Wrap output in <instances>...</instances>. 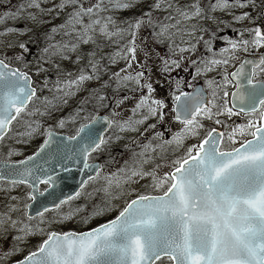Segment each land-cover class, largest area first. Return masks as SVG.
I'll list each match as a JSON object with an SVG mask.
<instances>
[{"label": "snow or ice", "instance_id": "snow-or-ice-1", "mask_svg": "<svg viewBox=\"0 0 264 264\" xmlns=\"http://www.w3.org/2000/svg\"><path fill=\"white\" fill-rule=\"evenodd\" d=\"M142 3L0 0V145L12 141L0 160V193L7 197L0 264H264V0H147L139 15H119ZM217 12L252 25L233 29L239 37H225L219 53L211 41L231 23ZM201 43L212 58H192ZM65 61L79 66L75 76ZM185 61L197 75L215 71L220 79H206V91L174 78ZM81 90L88 95L76 109L57 115ZM89 103L91 111L81 106ZM110 104L111 114L100 116L97 110ZM69 126L74 134L54 138L53 128ZM116 133L143 140L124 145L128 156L114 171L90 163L121 140ZM36 137L42 142L30 155L12 159L21 154L13 144ZM81 163L93 175L71 194H57L56 169L70 172ZM146 178L143 187L159 194L133 187ZM21 186L23 193L13 195ZM38 193H47L46 203ZM97 195L80 216L82 229L63 230L84 207L74 202Z\"/></svg>", "mask_w": 264, "mask_h": 264}, {"label": "rangeland", "instance_id": "rangeland-1", "mask_svg": "<svg viewBox=\"0 0 264 264\" xmlns=\"http://www.w3.org/2000/svg\"><path fill=\"white\" fill-rule=\"evenodd\" d=\"M12 4L15 5L17 3L20 2V0H11ZM203 3H208L209 0H202ZM212 2H214V0H212ZM146 3L147 0H144V3H142L139 7L137 8H133L131 10H122L119 15L127 18V17H131L133 15H139L141 9L143 10H147L146 8ZM47 6V5H45ZM217 16H219L221 19H223L226 22L231 23V27L227 26V24H221L219 26V29L216 30V36L215 38L211 41V46L212 48H214V46L216 45L215 42L216 40H221L224 42L225 41V37L229 38V39H236L239 37V32L238 31H234L233 29H240L242 27L245 26H252L250 24L249 21L245 20L243 22H236L233 21L231 19V16L226 14V13H221V12H217L215 13ZM237 14H239V12H237ZM45 20L48 19V17H44ZM57 21H53V23H56ZM259 21H257L258 23ZM23 23L22 21H7V24L9 26H15V27H23ZM4 27V25H0V30H2ZM43 27H48L47 24H45ZM211 27L215 28V25L212 24ZM43 29H38L37 32L39 33L40 31H42ZM226 32H230L231 35L227 36ZM143 34H146V31ZM236 34V35H235ZM29 35H31V33H29ZM222 36V37H220ZM10 39L12 37H9ZM28 37L27 36H21L19 37V39L22 40H26ZM2 39V38H0ZM56 39H59V36L56 37ZM41 46H43V37L41 36ZM226 43V41H225ZM30 47L32 48L33 52L37 51V48L35 45H30ZM198 50L195 54H192V58L195 59L196 57H204V58H212V53L208 52L205 50L203 43H201L200 45L197 46ZM110 49H106V51H108ZM161 51H164L166 49H160ZM261 51H264V49H260ZM217 53H219V50L216 51ZM188 54H186L187 56ZM243 52L240 53V58H242ZM31 59V57H29ZM219 58V57H216ZM121 62V65L122 66ZM235 63H238L235 62ZM82 66V65H80ZM62 67L64 69H66L68 72H71L73 74V76H75V74L78 71V65L70 62V61H65L62 65ZM115 67V66H114ZM187 68V71L184 70V68ZM234 69V67L229 68L230 71H232ZM155 71V70H154ZM173 77L176 79L179 78H183L185 81H187L189 84H192L193 86L199 83L202 84V86L204 87V89L207 91V85L205 84L206 79H212L215 78L217 81L220 79L219 75H217V72L213 71V72H208V73H201L200 75L196 74V70L195 67L192 66L190 63H187V61L184 62V64L182 65V67L180 69H177L175 72L172 73ZM48 77L50 80H55L56 78V72L55 69L50 70V72L48 73ZM158 78V76H157ZM42 82V81H41ZM95 86V82H90L89 87H94ZM232 87V86H230ZM193 88L191 87H185L184 90L185 91H190ZM45 92L47 93V90H45ZM166 92V90H165ZM88 95L87 91L81 90L80 92L77 93V95L75 97H72L69 99V103L67 106H64L63 111L61 113H57V115H67L69 112L73 111L76 109V107L79 104V101L81 99H83L84 97H86ZM82 107H85L88 111L92 110V104L89 103L87 105H81ZM128 107H131V102H129ZM113 110V105L110 104L109 107L107 109H98L97 112L98 114H102V113H106L108 115L111 114ZM83 115V114H82ZM120 117H117V119H119ZM232 120H234L236 123H241L243 122V118L242 117H232ZM48 123H51V121H49ZM228 123H231V121H228ZM218 128H220L219 125H217ZM224 131L223 128H220ZM175 130V129H173ZM53 131L60 134H64V135H70V134H74V129L72 127H66L64 129H58V128H53ZM117 135H120L122 138L121 140H114L112 142V144L109 146L108 150L97 154V156H99V158L104 162L105 164V171H114L116 167H118L120 164L123 163V160L127 158L128 156V150L124 148L125 144H129L131 147V140L135 139L137 141H142L143 137L138 136L135 133H116ZM107 135V134H106ZM147 135V134H145ZM131 138V139H130ZM41 138L40 137H36L34 138V140L32 142H30L28 145H14V147H17L20 151V155L18 156H14L12 157V159H23L25 156L30 155L32 153V151L35 149L37 143L41 142ZM189 142H194V141H189ZM9 144H12V141H6L3 145H0V157L6 159L7 158V154H6V149L8 147ZM238 146V144L236 145ZM231 147V144H225L223 145V148L228 149ZM178 154V153H177ZM169 156H171V153H169ZM110 161H112L111 163H109ZM168 170L166 167L163 169V171ZM150 182V178H146V180H142L139 183L133 185V187L140 192H152V194H159L158 192H153L152 189L148 188L145 189L143 187L144 184ZM89 190H91V188H89ZM24 191L23 187L18 188L17 190H15L12 194L13 195H17V194H22ZM134 195V193H133ZM95 201L99 202V199L97 197H95ZM7 202V197L3 194L0 193V211L3 210V205L4 203ZM117 205L122 204L123 201H116L115 202ZM91 210H92V206H91ZM115 214V211L113 212H109L107 214V218H111L113 215ZM100 222H103V218H101ZM96 224V219L93 218L92 220L89 221V225L90 226H95ZM75 228H80L78 230L82 229V226L80 225V215L77 216L75 219H73L72 221L66 222L63 226V230L67 231V230H75ZM40 239L39 236H35L32 238L31 243H35L36 241H38ZM30 246V245H29ZM159 264V262L157 263ZM167 264V262H166Z\"/></svg>", "mask_w": 264, "mask_h": 264}, {"label": "water", "instance_id": "water-1", "mask_svg": "<svg viewBox=\"0 0 264 264\" xmlns=\"http://www.w3.org/2000/svg\"><path fill=\"white\" fill-rule=\"evenodd\" d=\"M195 88H201V86H196ZM193 91V90H192ZM100 116H105V115H100ZM104 122L101 121V124ZM106 126V125H105ZM96 127L100 130L103 131V128L100 126V124L96 125ZM54 133V138L56 140L61 139V134H56ZM63 135V134H62ZM66 137V135H63ZM95 164L99 165L98 163L94 162ZM71 168L70 172H63L59 168L56 169V172L60 175L61 181L58 182V186L56 189L57 194L60 193L61 189L64 194H71L74 190H76L79 187V182L82 179H87V175H93V172L89 169H83V164L79 165H69ZM80 169H83V171H80ZM51 191V189H50ZM37 199L41 203H46L47 202V193L44 194V196H40L37 194ZM34 208L32 209L33 215L35 214V210L39 207V204L34 202Z\"/></svg>", "mask_w": 264, "mask_h": 264}, {"label": "flooded vegetation", "instance_id": "flooded-vegetation-1", "mask_svg": "<svg viewBox=\"0 0 264 264\" xmlns=\"http://www.w3.org/2000/svg\"><path fill=\"white\" fill-rule=\"evenodd\" d=\"M226 35L227 36H230L231 33L230 32H226ZM220 37H222V36H220ZM245 37L247 38V34H245ZM215 44L216 45L213 48V51L214 52H216L217 50H220L221 48L226 47V43H225V41L223 42L222 39L221 40H218L217 39L216 42H215ZM259 51H261V50H259ZM245 56H249V58H251V54H249V53H243L241 59H243ZM257 78H259V77H257ZM197 85L201 86V88H204L201 83H199V84L196 83V85L194 87H196ZM190 91H188V92H190ZM229 99H230V97H229ZM216 127H218V126H216ZM220 130L223 131L222 129H220ZM222 147H223V145H222ZM2 159H4V158H1L0 157V160H2ZM94 161L98 162L99 164H104V162L99 158V156H97V154H94L93 157H92V159H90L89 162H94ZM21 187H23V186H21ZM40 187H41V190H42L43 186H40ZM38 195H39V193H38ZM95 197H97L99 199V195L94 196V197H91V198L82 196L79 200H77V201L74 202V206L75 205H83L84 206L82 208L81 213L79 214L80 216L87 215V213L91 212V206L93 204V201H95ZM78 229H80V228H75V230H78Z\"/></svg>", "mask_w": 264, "mask_h": 264}]
</instances>
